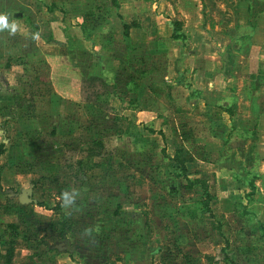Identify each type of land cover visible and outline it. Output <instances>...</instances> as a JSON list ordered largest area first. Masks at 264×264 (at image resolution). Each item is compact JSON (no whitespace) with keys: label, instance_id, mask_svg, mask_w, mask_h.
<instances>
[{"label":"rangeland","instance_id":"obj_1","mask_svg":"<svg viewBox=\"0 0 264 264\" xmlns=\"http://www.w3.org/2000/svg\"><path fill=\"white\" fill-rule=\"evenodd\" d=\"M196 1L194 9L160 13L146 1L137 17L160 22L162 36L176 20L184 39L158 55L134 50L121 65L110 37L120 24H105V9L90 4L75 31L87 39L83 51L73 45L61 57L66 76L61 66L11 73L15 89L2 80L0 264L8 240L11 264H257L249 251L264 263V162L255 129L229 126L217 108L232 109L227 100L205 108V90L200 97L195 90L203 82L193 75L199 68L210 82L221 72L227 96L248 87L264 96V66L247 58L262 0ZM113 71L128 75L125 88L107 82ZM141 129L153 132L143 138ZM170 157L185 162L184 173ZM245 195L248 209L258 210L254 228L243 227L247 212L235 200Z\"/></svg>","mask_w":264,"mask_h":264},{"label":"crops","instance_id":"obj_2","mask_svg":"<svg viewBox=\"0 0 264 264\" xmlns=\"http://www.w3.org/2000/svg\"><path fill=\"white\" fill-rule=\"evenodd\" d=\"M109 1L110 0H0V13L7 14L9 24L13 21L17 24L15 33H12L9 29L0 30V84L3 80L7 88L15 89V85L12 83L13 78L10 77L11 73H22L27 70L32 72L33 69L37 70V68H39V72L41 73H51L55 71V69L60 71V69H62L61 66H63V71L66 76L69 69H67V66L62 65L61 57L63 55H71L70 50L73 45L74 48L80 46V52L83 51L84 45L86 44L85 40L87 39L77 36L75 31L78 29L79 25L83 23L84 10L88 9L90 4L92 9L94 7L105 9V15L102 18L105 24L111 23L112 25L115 21L120 24L121 32H119L117 36L110 35L112 41L117 46H114L116 47L114 52L117 51L114 58L120 60V65L126 62V58L129 59L130 53H133L134 50H140L142 51L140 56L148 57L149 55H158L168 50L170 47L172 48L174 44L170 38L171 28L169 26V21L176 20H168V26L170 28H168L169 34L162 36L160 33L163 31V26H160V22L152 24L149 18V20H146L144 17H137V15H139L137 11H139V9H144L143 5L148 0L145 2L143 0H114L113 5H111ZM196 2V0H155L154 8H156V13H160L159 11L167 6L179 8L181 5V7H186L187 9H194ZM111 9H115V13L112 14L111 12L110 14L109 10L111 11ZM261 10L262 14L259 23L257 22L259 17L251 19V25H256L257 27L255 26V28L252 29L253 33L251 37L249 36V38H251L249 39L251 44L247 53V58L254 59L256 68L264 66V31L260 33L258 29L260 28V24L264 25V0H262ZM247 19L243 23L248 24L249 22ZM131 22L137 23L139 27L137 29H129L128 36L124 37L122 35L121 25H128ZM148 22H151V24ZM207 24L211 26L210 29H213L214 23L211 18H209ZM70 25H73V27ZM152 25H154L153 29H151ZM235 25L237 26V24ZM182 29L183 27L181 25V33H183ZM68 31H73V35L69 36L67 34ZM199 32L200 31H196V33L201 35ZM196 33L195 36H197ZM221 35L226 39L229 38L227 34V36L224 34ZM72 36L74 38H72ZM105 36L108 37L109 35L105 34ZM101 37H103V35H101ZM69 41L70 44L68 43ZM216 45L219 46L220 44L216 43ZM51 65L56 68H54V70L51 69ZM203 73L204 71H201L199 68L193 71V75L198 76L203 82L202 84L199 83V85L202 86L201 88L200 86L195 88V90L199 92V97L203 95V92H201L202 89L205 90L206 95H208V97L203 95L204 101L202 103L204 107L209 108L211 105L216 106L219 104L218 100H227L225 103L229 104V106L231 105V110L233 111L231 117L227 115L224 109L217 108L220 109L221 114L226 118L229 126L235 127L236 131L255 129V135L257 137L256 151L262 160L261 162H264V96H261L258 92L256 94V91L251 87L247 89L243 88L240 94H238V90H236L235 93H230L227 96V93L224 92L226 87L223 73L216 72L210 82L206 81L207 79ZM5 75L6 77L4 78ZM125 76L128 78V75L125 74ZM122 78L123 85L119 82ZM126 78L124 79V77L121 76L118 77L113 71L112 74L108 75L107 82L115 85V88H125V84L128 81ZM138 83L141 85L142 81L139 80ZM255 85L256 83L254 86ZM147 87L146 90H148L149 93V87L153 89V86L147 85ZM138 89H141V86L137 88L136 94ZM216 96L219 98L215 100L209 99V97ZM220 96L227 97L221 98ZM243 109L245 110L244 114L239 111H243ZM147 131L153 132V130L141 129V132L146 133H141L140 135L146 138L150 135ZM158 132L160 131L157 130L156 133ZM160 133L161 135L158 134L159 137L165 142L166 135L162 132ZM258 149L261 150V153ZM172 154H174V151ZM261 162L259 161V164ZM256 196L255 199L253 198V201H261V199H259L258 196L256 198ZM235 200L241 203L243 205L242 207L245 206V211L247 212L245 215L241 213V219L244 221L243 227H247L245 223L249 224V222H252L253 225L251 227L254 228L259 222L256 217L258 210L255 208L249 210V202L251 200L247 202L242 196H238ZM256 205H264V202L261 205ZM246 258H252L253 263H263V259L258 258L256 255H249L246 256Z\"/></svg>","mask_w":264,"mask_h":264},{"label":"trees","instance_id":"obj_3","mask_svg":"<svg viewBox=\"0 0 264 264\" xmlns=\"http://www.w3.org/2000/svg\"><path fill=\"white\" fill-rule=\"evenodd\" d=\"M111 1H113V3H114V0H111ZM169 26L171 28L170 38L172 40H183L184 39L183 38V34H181V32H180L181 25L179 24V22H177V21H169ZM121 27H122V35L124 37H127L128 36V30L130 28H137L139 26L135 22H131L128 25L122 24ZM219 108L220 109H224V111L227 113V115L229 117H231L233 115L232 114L233 111L230 108L227 109V108H223L221 106H219ZM157 134L161 135L160 132H158ZM0 154H1V149H0ZM171 160L174 161L180 167L181 172H183V173L185 172V168H184V163L185 162L184 161H178L176 159V157H172ZM201 187L203 189V193L206 195L205 188L203 186H201ZM248 187L250 189H254V186H253L252 183H249ZM205 197H207V195ZM243 198L245 200L248 199V195H245ZM206 205H207V203L205 204V206ZM7 229L13 231L14 230V226L9 224V225H7ZM260 230L264 234V228L262 226H260ZM4 246H5V248H4V255H3L4 261L3 262H4V264H11V261H12V258H13V253H14V242H13V240H8L7 242L4 243ZM244 254L245 255H253L252 251H249V253H244ZM227 261H228L229 264H233V262L231 260H229V258L227 259Z\"/></svg>","mask_w":264,"mask_h":264},{"label":"clouds","instance_id":"obj_4","mask_svg":"<svg viewBox=\"0 0 264 264\" xmlns=\"http://www.w3.org/2000/svg\"><path fill=\"white\" fill-rule=\"evenodd\" d=\"M9 29L12 33L17 30V24L13 21L11 24L8 22L7 14L0 13V30ZM63 197H67V193L63 194Z\"/></svg>","mask_w":264,"mask_h":264}]
</instances>
